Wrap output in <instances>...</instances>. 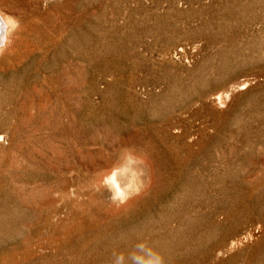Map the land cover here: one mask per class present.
<instances>
[{"label": "rangeland", "instance_id": "1", "mask_svg": "<svg viewBox=\"0 0 264 264\" xmlns=\"http://www.w3.org/2000/svg\"><path fill=\"white\" fill-rule=\"evenodd\" d=\"M0 11L21 23L0 57V264L142 241L166 264H264V0ZM126 149L143 186L117 206L95 185Z\"/></svg>", "mask_w": 264, "mask_h": 264}, {"label": "clouds", "instance_id": "2", "mask_svg": "<svg viewBox=\"0 0 264 264\" xmlns=\"http://www.w3.org/2000/svg\"><path fill=\"white\" fill-rule=\"evenodd\" d=\"M20 29L19 19L0 11V57L12 47ZM142 165L143 160L132 150L126 149L113 166L100 176L95 186L102 191L107 190L110 203L123 205L141 191ZM112 264H166V261L159 251L142 241L127 256L123 252L114 253Z\"/></svg>", "mask_w": 264, "mask_h": 264}, {"label": "bare ground", "instance_id": "3", "mask_svg": "<svg viewBox=\"0 0 264 264\" xmlns=\"http://www.w3.org/2000/svg\"><path fill=\"white\" fill-rule=\"evenodd\" d=\"M222 97H218V99H221ZM225 101V100H224Z\"/></svg>", "mask_w": 264, "mask_h": 264}]
</instances>
